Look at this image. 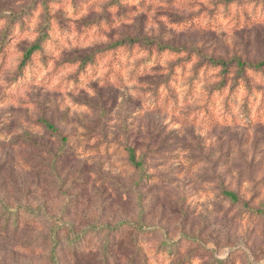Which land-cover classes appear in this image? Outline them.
<instances>
[{
    "label": "rangeland",
    "instance_id": "374dc122",
    "mask_svg": "<svg viewBox=\"0 0 264 264\" xmlns=\"http://www.w3.org/2000/svg\"><path fill=\"white\" fill-rule=\"evenodd\" d=\"M49 2L44 0L45 12ZM219 2L227 6L232 0ZM238 2L243 4L245 0ZM39 3L40 0H21L17 6V0H0V14L7 10L11 16L22 18L23 28L24 19L33 16ZM80 3L81 0H73L74 6ZM114 5V0H104L101 13H90L77 31H81L80 25L101 21L111 27L136 11L125 0H117ZM56 18L61 27H68L69 21L62 12ZM171 18L177 19L174 15ZM146 25L144 14L135 17L131 24L121 23L119 29L108 33V38L114 40L110 46L185 50L189 59L195 54L200 58L199 67L208 69L218 67L211 60L231 62L229 73L220 82L224 85L229 76L238 79V60L244 64L264 62V23L250 17H246L242 27L225 24L221 26L223 30L214 25L172 32L171 39H165L170 30L163 24L158 34L146 30ZM11 37L12 33L5 44L10 43ZM129 39L137 41L129 43ZM75 51L84 59L90 58L88 50ZM259 78H264V69L252 70L238 80L251 83ZM118 95L119 90L113 88L100 92L105 137ZM47 105L45 96L38 120L42 131L24 129L11 140L6 137L23 127L20 110L12 106L0 108V197L13 207L41 209L31 221L21 216L20 227L10 232H4L7 218L0 209V264H51L53 224L42 211L63 218L77 233L122 221L141 222L161 230L151 239L155 251L164 235L182 245L179 251L164 257L145 250L147 264H181L182 260L193 264L197 258L212 264L217 259L215 253L225 249L223 259L228 264L264 261V216L260 214L264 213V113L259 109L254 111L245 105L242 123L220 118L214 123L197 121L168 130L171 124L178 123L175 117L165 124L167 113L160 109L145 112L141 100L127 96L123 105V139L120 140V132L114 135L119 146L114 144L116 151L107 157L113 164L105 172L103 162L100 163L96 170L102 182L95 183L89 175V165L76 159L74 130L69 132L64 123L67 113L52 112ZM48 125L56 130L55 134ZM198 130L204 134L198 135ZM128 149L135 152L136 160H143L147 180H140ZM224 191L236 194L240 201L232 203ZM66 236V232L59 235L61 264H101V246L95 240L76 253L66 246ZM184 236L199 242L187 244L182 240ZM103 238V233L97 235L99 241ZM130 241L128 233L116 238L114 248L120 264H136L128 249ZM208 244L214 247H206Z\"/></svg>",
    "mask_w": 264,
    "mask_h": 264
},
{
    "label": "clouds",
    "instance_id": "9594fccd",
    "mask_svg": "<svg viewBox=\"0 0 264 264\" xmlns=\"http://www.w3.org/2000/svg\"><path fill=\"white\" fill-rule=\"evenodd\" d=\"M103 2L81 0L74 6L73 0H50L45 12L44 0H40L33 16L24 19L23 28L19 22L13 26L10 43L0 44V108L12 106L20 110L23 126L7 136V140L24 129L42 131L38 120L47 96V107L52 112L67 113L64 123L69 132L74 130L76 159L92 169L89 175L93 182L101 183L96 169L103 162V171L107 172L113 164L107 157L116 151L114 144L119 146L114 135L120 132V140L123 139V105L127 96L141 100L145 112L160 109L167 113L165 124L175 117L178 123L171 124L168 130L197 121L214 123L220 118L242 123L245 105L264 113V78L245 83L229 76L227 84L220 87L225 79L221 68L199 67L200 58L195 54L189 59L185 50L141 47L129 50L127 45L112 48L114 40L108 38L112 29H119L121 23H133L141 14L147 16L146 30L158 34L161 24L170 30L165 39H171L172 32L214 25L218 30H223L221 26L225 24L242 27L246 17L264 23V0H245L243 4L232 0L227 6L219 0H125L136 8L129 19L121 18L111 27L103 21L80 25L78 32V25L90 13H101ZM20 3L17 0V6ZM61 12L69 21L67 28L61 27L56 18ZM2 15L5 18L0 19V36L9 28L8 17L12 13L5 10ZM172 15L177 18L175 21ZM49 23L47 39L25 60L26 52L37 43ZM77 49L88 50L90 58L84 59ZM109 88L119 90V95L105 137L100 92ZM197 134L204 133L198 130ZM226 252L227 249L215 253L216 258L223 259ZM193 264L204 261L197 258Z\"/></svg>",
    "mask_w": 264,
    "mask_h": 264
},
{
    "label": "trees",
    "instance_id": "16d2710c",
    "mask_svg": "<svg viewBox=\"0 0 264 264\" xmlns=\"http://www.w3.org/2000/svg\"><path fill=\"white\" fill-rule=\"evenodd\" d=\"M115 1V5H117V0ZM44 8L47 9V5H44ZM3 15L0 14V19H3ZM9 20V28L3 33L1 36V43L5 44L6 40L8 38V35L12 33L13 26L19 22H22V18L13 15L8 17ZM50 25L48 24L44 28L43 35L40 37V39L37 41L35 45H32L31 48L28 49V51L25 54V60H27L32 51L37 50L47 39V33L48 28ZM129 43H134L137 40L136 39H129ZM214 66H218L222 68V75L225 76V74L229 73V69L231 66V62H224V61H214L211 60L210 62ZM237 67H238V79L242 76L244 77L246 73L254 70L259 71L264 69V62L257 63V64H244L240 60L237 61ZM21 68H23V64H21ZM224 84H220V87H223ZM49 129L52 133H56V130L51 126L48 125ZM62 142L64 144L67 143V140L63 137H60ZM129 151V157L131 160V163L134 165V167L138 170V173L140 175V180H147L149 177L146 174V168L144 166L143 160H136L135 152L131 149H128ZM224 195L232 201V203L239 202V198L236 194L224 191ZM0 209L2 211L3 217L7 218L5 226H4V232H10L13 228L18 229L21 225L20 219L21 216H25V221H31V217H37L39 212H41V209H35L32 208H22V207H13L10 204H8L2 197H0ZM44 214L45 219L51 221L53 224V227L51 228L50 236L52 241L51 246V264H61L60 260V253L62 249V245L59 241V235L62 232H66V246L73 250L74 252H80L84 251L90 244L91 240H95V243L97 245L101 246V264H120V261L118 259V254H115V241L116 238L119 236H123L128 233L129 236H131L130 244L128 245L129 252H131L135 256V263L136 264H147L146 261V251H151V253H154L157 256L164 257V255H170L172 253H175L177 250L179 251L180 247L182 246L179 244V241H175L173 239H169L166 235H164V241L160 244V247L155 251L153 249V245L151 244V239L155 237L158 233H161V230L155 227H146L141 222H130V221H122L116 225H104L97 228H90L89 230H86L81 233H77L74 230L73 225L65 222L63 218L52 216L45 211H42ZM261 215L264 216L263 212H260ZM99 233L104 234V238L99 241L97 239V235ZM182 240H185L187 244H190L191 242L198 243L199 241L195 238H191L189 236H184ZM186 261L182 260L181 264H185ZM132 264H134V261H132ZM212 264H228V261L226 259L223 260H217ZM255 264V263H251Z\"/></svg>",
    "mask_w": 264,
    "mask_h": 264
}]
</instances>
